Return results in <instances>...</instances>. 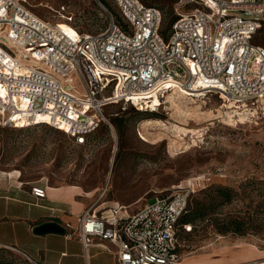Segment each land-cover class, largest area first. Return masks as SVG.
I'll list each match as a JSON object with an SVG mask.
<instances>
[{
	"label": "built area",
	"instance_id": "built-area-1",
	"mask_svg": "<svg viewBox=\"0 0 264 264\" xmlns=\"http://www.w3.org/2000/svg\"><path fill=\"white\" fill-rule=\"evenodd\" d=\"M97 1L108 23L91 33L79 30L65 5L56 12L71 31L37 15L27 0H0L1 126L44 124L84 145L101 123L111 125L105 106L154 111L142 104L148 95L161 101L173 88L215 94L253 116L264 99V45L252 41L264 25V0H178L165 36L160 8L110 0L115 17ZM46 189L30 184L38 199ZM191 191L175 187L132 213L119 203L88 207L75 232L84 249L97 243L117 264H178L193 227L179 223Z\"/></svg>",
	"mask_w": 264,
	"mask_h": 264
},
{
	"label": "rangeland",
	"instance_id": "rangeland-1",
	"mask_svg": "<svg viewBox=\"0 0 264 264\" xmlns=\"http://www.w3.org/2000/svg\"><path fill=\"white\" fill-rule=\"evenodd\" d=\"M177 1L142 0L162 10L164 36L176 18ZM99 2L117 17L110 0ZM27 5L51 21H59L56 10L65 5L84 32H98L108 23L97 0H27ZM59 24L74 30L64 21ZM252 41L264 45V25ZM168 93L154 111L124 103L105 106L111 125L101 123L84 145L44 124L0 125V174L21 186H78V201L97 211L119 203L131 213L175 187L189 189V206L201 201L207 208L183 237L186 254L205 250L224 236L254 241L264 249V99L250 116L207 95L201 98L206 102L201 113L183 115L166 102ZM211 187H225L228 200L221 201ZM233 221L240 228H216ZM0 264L35 263L18 250L0 247Z\"/></svg>",
	"mask_w": 264,
	"mask_h": 264
},
{
	"label": "crops",
	"instance_id": "crops-1",
	"mask_svg": "<svg viewBox=\"0 0 264 264\" xmlns=\"http://www.w3.org/2000/svg\"><path fill=\"white\" fill-rule=\"evenodd\" d=\"M78 190L75 185H48L46 197L38 199L31 194L30 186H21L0 174V247L18 250L35 264H117L112 252L101 245L94 243L84 249L80 243L75 232L77 216L86 207L78 201ZM48 222L56 223L64 232L36 231ZM226 238L205 250L183 255L178 264L264 260V249L257 242Z\"/></svg>",
	"mask_w": 264,
	"mask_h": 264
},
{
	"label": "bare ground",
	"instance_id": "bare-ground-1",
	"mask_svg": "<svg viewBox=\"0 0 264 264\" xmlns=\"http://www.w3.org/2000/svg\"><path fill=\"white\" fill-rule=\"evenodd\" d=\"M61 28H63L64 30H67V31H71V30H69V29H67L65 27H61ZM197 86L198 85L196 84L195 88ZM194 90H198V89H194ZM154 94L157 95L156 98H155V101L148 102V104L145 103L147 105H150L152 109H154L153 106L158 105L157 102L160 100L158 98V94L155 93V92L151 93L148 96H151V95H154ZM204 96H207V95L203 94V93H201L199 91H194V92L191 93V92H187L186 90H184L182 88H173L167 94V96H166L167 101L166 102L169 103V105L174 109L175 112L183 114V115L184 114H190L191 115V114L201 113L202 112L203 107L201 106V104H205L206 103L205 101H201L202 100L201 98H204ZM196 97H198V98H196ZM197 99L200 100V103L199 102L197 103ZM181 100H190L192 103H187L186 101H181ZM159 105H161V104H159ZM143 106L144 105H142V111L144 110ZM40 118H44V116L40 115Z\"/></svg>",
	"mask_w": 264,
	"mask_h": 264
},
{
	"label": "trees",
	"instance_id": "trees-1",
	"mask_svg": "<svg viewBox=\"0 0 264 264\" xmlns=\"http://www.w3.org/2000/svg\"><path fill=\"white\" fill-rule=\"evenodd\" d=\"M210 190H214V192L216 193V196L222 199L221 201L223 200L227 201L229 198L228 191L225 187H211L209 191ZM215 197H214V200H215ZM206 208L207 206H205V204H203V202L201 201L195 202L194 207L191 208L189 206V200H188V205L185 211L181 214L179 218V223L180 224H191L197 218H200V219L203 218L204 215L206 214ZM228 225L231 226V228H240V222H237V221L229 222L228 224H219L216 228H228ZM193 229H194V225L192 227V230Z\"/></svg>",
	"mask_w": 264,
	"mask_h": 264
},
{
	"label": "water",
	"instance_id": "water-1",
	"mask_svg": "<svg viewBox=\"0 0 264 264\" xmlns=\"http://www.w3.org/2000/svg\"><path fill=\"white\" fill-rule=\"evenodd\" d=\"M36 231L38 232L52 231L57 233L64 232V230L60 226H58L56 223L53 222H48L40 225L39 227L36 228Z\"/></svg>",
	"mask_w": 264,
	"mask_h": 264
}]
</instances>
